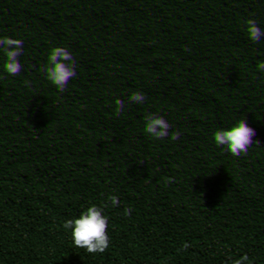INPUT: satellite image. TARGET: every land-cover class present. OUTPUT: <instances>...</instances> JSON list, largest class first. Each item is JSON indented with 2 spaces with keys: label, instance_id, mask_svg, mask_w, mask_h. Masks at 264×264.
Masks as SVG:
<instances>
[{
  "label": "trees",
  "instance_id": "trees-1",
  "mask_svg": "<svg viewBox=\"0 0 264 264\" xmlns=\"http://www.w3.org/2000/svg\"><path fill=\"white\" fill-rule=\"evenodd\" d=\"M231 2L247 19L230 36L201 27L185 47L169 39L170 0H0V264H264V233L247 252L224 240L230 212L264 216V122L231 106L264 89V0ZM100 18L131 61L122 87L152 101L140 127L107 97V116L82 118L93 97L62 58ZM165 172L181 194L155 203L147 186ZM61 208L71 231L52 224ZM202 209L213 229L194 233L186 218Z\"/></svg>",
  "mask_w": 264,
  "mask_h": 264
},
{
  "label": "clouds",
  "instance_id": "clouds-1",
  "mask_svg": "<svg viewBox=\"0 0 264 264\" xmlns=\"http://www.w3.org/2000/svg\"><path fill=\"white\" fill-rule=\"evenodd\" d=\"M170 3L172 10L169 20L172 26L167 31L169 39L185 47L193 44L195 33L201 27L204 33L220 31L230 36L238 22L247 19L246 11L231 0H223L219 8L212 12L216 25L209 19V11L217 0H170ZM112 31L106 20L97 19L94 27L83 30L78 38L72 40L71 48L75 51L64 54L62 63L70 71V79L83 82L93 97L92 103L81 114L83 119L107 116L109 108L104 103V98L107 97L113 102L122 101L129 104L128 123L130 126L140 127L142 121L137 116L142 114L145 106L152 101L148 95L137 96L135 92H129L122 87L132 79V73L127 70L131 61L127 57H119L118 53L112 50L109 39ZM9 91L8 84L0 80V112H4L8 107L6 98ZM231 106L236 119L243 120L255 114L264 122V89L255 94L236 93L231 97ZM4 119L11 121L13 116L5 112ZM141 176L142 173L137 171L133 180L138 181ZM200 187L199 180L192 183V191H198ZM179 189L178 178L165 172L162 177L151 179L147 193L155 203H160L176 200L181 194ZM44 203L45 206L51 207L56 201L54 197L49 196ZM64 212V209H58V216L52 224L61 232H68L72 230V221L70 217L64 216ZM186 222L194 233H207L213 229V216L203 209L200 215L188 216ZM5 227V222L0 220V231L5 230ZM223 232L227 251L247 252L257 236L264 233V216L254 218L247 212L234 210L228 214Z\"/></svg>",
  "mask_w": 264,
  "mask_h": 264
}]
</instances>
